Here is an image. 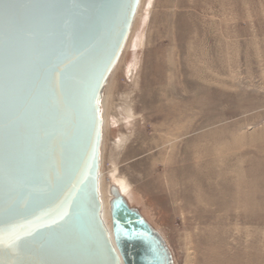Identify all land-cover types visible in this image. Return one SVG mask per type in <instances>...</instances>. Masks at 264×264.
<instances>
[{"label":"rangeland","instance_id":"rangeland-1","mask_svg":"<svg viewBox=\"0 0 264 264\" xmlns=\"http://www.w3.org/2000/svg\"><path fill=\"white\" fill-rule=\"evenodd\" d=\"M135 16L103 93L107 209L125 186L173 264H264V0H140Z\"/></svg>","mask_w":264,"mask_h":264},{"label":"water","instance_id":"water-1","mask_svg":"<svg viewBox=\"0 0 264 264\" xmlns=\"http://www.w3.org/2000/svg\"><path fill=\"white\" fill-rule=\"evenodd\" d=\"M140 0H0V264H173L115 183L104 88Z\"/></svg>","mask_w":264,"mask_h":264},{"label":"bare ground","instance_id":"bare-ground-1","mask_svg":"<svg viewBox=\"0 0 264 264\" xmlns=\"http://www.w3.org/2000/svg\"><path fill=\"white\" fill-rule=\"evenodd\" d=\"M140 2V1H139ZM139 5V4H138ZM138 8V7H137ZM137 11V10H136ZM136 14V13H135ZM136 16H134V18H135ZM134 18H133V21H134ZM132 24H133V22H132ZM130 30H131V28H130ZM128 37H129V35H128ZM128 37H127V40H126V42H125V45H124V48H123V52H124V50H125V48L127 47V41H128ZM123 52H122V54H123ZM121 54V55H122ZM121 57V56H120ZM118 61V60H117ZM117 63V62H116ZM115 66H116V64H115ZM115 66L113 67V69H112V71H111V73L113 72V70H114V68H115ZM111 73H110V75H111ZM110 75H109V77H110ZM108 77V78H109ZM110 88H112V87H109V89ZM105 89V88H104ZM108 89V93L102 98V101H101V106H102V112H103V114H102V131H103V129H104V127H105V124H106V120H107V115H106V110H107V105H108V103H109V101H110V99L112 98V93H109L110 92V90ZM111 94V95H110ZM102 134H103V132H102ZM199 153H203V152H200L199 151ZM205 153V152H204ZM198 156V155H197ZM211 168V167H210ZM102 172H101V169H100V184H99V186H100V196H101V201H102V217H103V220H104V222H105V224L107 225V227L110 229V221H109V214H108V209H107V206H106V202H105V200H104V198H103V184H105V180H104V178H103V176H102V174H101ZM198 173V172H197ZM164 186V185H163ZM174 188V187H173ZM120 189H121V191H122V193L123 192H125L126 191V187L125 186H120ZM175 189V188H174ZM227 191V190H226ZM225 192V191H224ZM230 192V191H229ZM178 195V194H177ZM182 195V199H185L184 197H185V194L184 193H182L181 194ZM241 199V198H240ZM222 251V250H221ZM206 252V251H205ZM215 252V251H214ZM233 252V251H232ZM223 256V255H222ZM242 258V257H241ZM218 262V261H217ZM230 262V261H229ZM242 262V261H241Z\"/></svg>","mask_w":264,"mask_h":264}]
</instances>
